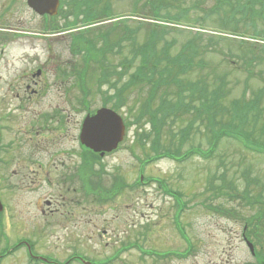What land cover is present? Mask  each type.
I'll list each match as a JSON object with an SVG mask.
<instances>
[{"label":"rangeland","instance_id":"rangeland-1","mask_svg":"<svg viewBox=\"0 0 264 264\" xmlns=\"http://www.w3.org/2000/svg\"><path fill=\"white\" fill-rule=\"evenodd\" d=\"M219 1L175 0L172 7L174 18L163 22V19H153V0H108L110 13L107 16L113 17L114 20L104 27L108 29L113 25L116 28H126L123 33L125 40L121 45L129 46L133 39L136 42L142 40L143 35L147 34L149 22H162L157 24L160 26L156 36L158 43L173 42L174 48L179 49L191 41L197 49L196 55L203 59L205 67L200 72L196 71L192 79L200 78L201 75L210 85L223 79L226 93L221 99L223 106L229 107L233 100L256 99L260 107L258 110L264 115V51L261 49L264 39L253 35L252 29H248L243 20L240 23L237 19L238 12L232 14L225 6H217ZM164 12L162 9L161 16L167 15L168 12ZM262 13L264 15V12ZM107 16L98 15L95 20L104 19L102 23H109L106 22ZM82 25L80 16L75 18L70 14L65 19H45L30 11L25 0H0V124L4 123L5 113H9L10 120L16 124L22 125L26 120L23 127L27 125L28 129L37 121H47L49 127L53 118L57 126L65 125L70 130V135L65 137H61V133H56L55 130L52 135L54 141L49 132L45 135L46 131L43 130L45 132L39 138H46L47 141L21 147L20 156L34 158V163L26 167L13 164L11 169L4 168L1 160L0 199L4 205V213L0 216V253L15 244L16 239L29 238L27 240L34 248V251L31 249L34 255L42 254L44 258L58 263H63L74 255L84 257L85 254L103 259L110 257L121 241L124 243L123 241L133 238H141L138 244H143L147 250L152 247L161 256L168 252L179 256L171 254L165 257V260H154L152 256L144 257L137 251L130 250L120 254L115 264H253L254 260L244 242L243 234L259 247L261 237L258 238L257 232L263 235V228H250L246 219L253 216L257 208L254 209V205L250 207L247 202L237 198L235 192L226 190L227 188L220 189L218 184L219 176L224 172L227 179H237L241 173H247L249 180L259 181L257 186L264 185V154L249 151L229 136L216 140L214 151L207 158L190 152L189 157L183 161L159 158L141 166L140 162L145 158L144 152L152 154L148 148H143L150 142L149 138L145 137L149 128L143 122L129 125L125 139L118 149L109 155L100 156L92 166L90 183L93 184H90V190L93 192L90 193V201L102 204L104 214L96 216V211H92L89 217L90 226L85 224L84 219L88 213L83 211L81 205L86 200L77 204L72 197L63 195L66 190L60 180L67 176L73 180L71 187L83 194L85 186L73 176L75 172H70V168L66 170L65 167L58 171L54 163L46 162L54 185L45 181L44 176H49V173L43 171L36 161L41 157V146L44 148L51 143L49 151L43 155L46 161L52 151L60 148L69 150L73 155L79 154L76 153V134L79 122L86 113L83 106L93 110L101 104L100 94H92L99 91L96 84L90 82L89 94H84L75 80L76 76L82 74L87 81L90 75H97V71L101 69L95 64L87 69L82 68V54L73 49L71 35L76 30L84 31ZM263 26L258 23V30H262ZM17 35L21 37L14 40ZM160 36L162 40H159ZM31 42L41 54L44 72L40 80L42 85L47 84L48 93L33 97L24 94L23 101L16 94H6V87L11 83V90H15V84L18 83L12 79L16 70H13L10 63L17 61L16 57L20 56L26 60L27 54H30L27 47L20 49L18 45ZM46 48L50 51L49 61H45L48 57ZM119 53L126 52L119 47L106 54L111 65L119 61ZM250 59L254 60L251 65ZM20 64L18 61L14 68L21 69ZM79 67L81 69H78ZM249 70L251 77L247 74ZM58 84H61L59 91L63 88L69 90V99L68 94H59ZM184 96L185 101H190L196 106L200 103L198 108L202 107L201 99H194L188 94ZM174 97H177V94L167 95L170 100ZM72 107H77L78 110L75 111ZM134 107L129 101L120 109L128 122L134 119ZM192 114L193 110L180 117L186 124ZM195 124L189 139L180 146L181 149L199 144L204 150L209 148L210 134L205 132L199 119ZM179 125L181 126V122ZM244 129L250 130V124ZM251 131L255 138L264 139L260 137L257 128H252ZM21 137L27 139L28 134L22 132ZM176 139L178 136L174 139L169 137L168 141ZM165 143L167 144V141ZM175 144H170V148H175ZM72 160L75 163L77 161L76 157ZM13 170H17L16 175H12ZM141 175L143 181L138 182L137 179H140ZM7 178L11 183L6 182ZM20 179L21 185L18 183ZM249 180H239L236 184H239L237 190L241 191L246 181L251 182ZM115 183L119 184L112 188ZM11 184L15 187L9 188ZM26 186L31 187L30 190H23ZM260 190L264 192L261 186ZM168 192L178 194L167 197ZM47 199L53 201L51 208H57L58 212L43 216L41 209L46 208L44 201ZM119 203L123 204L122 210H110L105 206ZM181 203L184 206L182 209ZM75 210L77 212L74 213ZM61 212L64 215L67 213L68 222L64 223L65 220L59 217ZM104 229L106 233L102 234ZM92 231L96 233L93 235ZM6 255L4 259H0V264H45L36 260L28 262L24 246ZM160 255L157 258H162Z\"/></svg>","mask_w":264,"mask_h":264},{"label":"trees","instance_id":"trees-1","mask_svg":"<svg viewBox=\"0 0 264 264\" xmlns=\"http://www.w3.org/2000/svg\"><path fill=\"white\" fill-rule=\"evenodd\" d=\"M99 1L102 2V0H91V3L87 5L90 7L84 11L82 20L85 25L97 19L95 18V10L91 6L95 7V4L101 3ZM104 2L105 4L102 3L101 7L105 5L104 9L108 10V4H106L108 0ZM174 4L175 0H153L151 11L155 17L169 20L175 16L172 8ZM217 6H225L231 10L232 14L238 12L237 19L240 20V23L243 20L245 26L252 29L253 35L264 39V28L262 30L257 28L258 23L264 25L262 13L264 12V0H220ZM66 8H69V11L63 13L73 15L74 12L71 8ZM236 8L240 10L236 11ZM162 9L165 10L164 13L168 12L166 16H161ZM79 13H83V10L78 5L74 16L77 17ZM104 26L100 25L75 33L72 37L73 46H76V50L77 48L83 50L82 59L88 64L85 67H92L93 64L101 67L99 73L97 72L99 74L97 84H94L99 90L101 87L98 85L102 83L107 85V89L103 93L105 95L102 98L104 103H111L115 109L123 108L125 103L129 101L133 103L135 106L133 114H136V122H146L150 128L145 137L151 139L149 149L153 151L154 156L164 155L183 159L188 158V153L194 151L202 155H209L214 151L216 140L229 135L240 137L255 147L257 151L264 152V139L255 138L251 131L252 128H257L260 137H264V115L260 109L258 110V100H233L229 107L223 106L221 99L223 94H226L223 79H219L214 85H210L201 75L200 78L192 79L194 73L200 72L205 66L203 59L196 55L197 49L191 41L179 49L174 48L173 42L162 41L158 43L156 40L158 25L149 23L147 34L143 35L141 41L136 42L133 39L129 46H122L121 43L125 40L123 33L126 28H116L111 25L107 29ZM90 31L91 34H86ZM119 47H122L126 53H120L119 57L122 59L120 64L114 68L110 67L111 61L107 59L106 54ZM261 49L264 51V46ZM253 61L250 59L249 65ZM249 72L250 70L247 71V74L251 77ZM91 77L96 78L97 75L92 74ZM168 94H177V97L170 100L167 98ZM186 94L194 97V99H201L202 107L198 108L200 103L196 106L190 101H185L184 95ZM191 110H193L192 118L188 124H185L180 116ZM198 119L204 125L205 132L210 134L209 148L204 150L199 144L195 148L182 150L180 146L189 139ZM180 122L181 126L179 125ZM249 124L251 129L246 131L244 128ZM195 125L197 126V124ZM176 129L178 130L175 131ZM165 132H169L172 139L178 136V139L172 141L173 144L176 143L175 148H170V144L168 146L165 143ZM141 144L143 145V143ZM240 175L236 177L237 179H227L226 173H221L218 187L235 192L237 198L247 202L250 207L254 205V209H257L253 216L246 218L248 225L257 230L263 228L264 232V192L260 190V186L264 189V185L257 186L259 181L249 180L247 173ZM242 179L251 182L246 181L240 191L237 190L239 184H236ZM257 236L261 238H259V247L255 251L253 264H264V234L261 235L258 231Z\"/></svg>","mask_w":264,"mask_h":264},{"label":"flooded vegetation","instance_id":"flooded-vegetation-1","mask_svg":"<svg viewBox=\"0 0 264 264\" xmlns=\"http://www.w3.org/2000/svg\"><path fill=\"white\" fill-rule=\"evenodd\" d=\"M4 31H6V29H4ZM16 37H18V36H16ZM13 39L19 40L18 38H13ZM15 42L16 41H12V43H15ZM24 46L28 48L30 54H27L28 59H26V60L23 59L24 58L23 56H20V57H16V58H18L17 61H12L10 63V65L13 67V70H16L14 73L15 75L12 79H14L13 81L15 83H17V82L18 83L15 84V90L6 91V94H16L17 97L20 96L21 100H23V101H25V99L23 98L24 94L26 96L29 95V97H33V96H38L41 94H47L48 93V91L46 90L47 84L42 85V81L40 80L42 75H43V72H44L43 62L41 61V54L39 52H37V48L33 42H31L29 44L21 43L18 45V47L20 49ZM18 61L21 62V64H20L21 66L19 65L21 67V69L14 68ZM59 89H60V87H57L58 91H59ZM67 93L68 92L63 90V89L61 91H59V94H67ZM72 109L75 111L78 110L77 108H72ZM10 119H11V117L9 116V113H7V114L5 113L4 131H3L4 143H3V155H2L4 168L9 167V169H11L13 164L17 165V166L19 165L20 167H26L28 164L34 163L33 157H30V156L26 157L27 155L26 156H24V155L20 156V148L23 147L24 145L34 146V145H37V143L40 141H47L46 138H39V137H41L40 136L41 134H44L43 132L46 131L45 135L49 132L51 138H53L52 135H54L55 130H56V133L58 131H59V134L61 133L60 134L61 137H65L66 135H70V130H68L65 127V125L57 126L56 122L53 120V118H52V122H50L51 124L49 127H47V121L45 123H41V122L37 121V122L31 124L29 129L27 128V125H25L23 127L26 120L22 125H19V124H16V122L11 121ZM42 119L46 120L43 117H42ZM6 121L8 124H6ZM81 122H82V120L79 122V126H81ZM42 125H43V127H42ZM26 128L28 130H26ZM76 129H77V123H76ZM43 130H45V131H43ZM22 132H25L28 134L27 139H23V137H21ZM54 140H55V138L52 139V141H54ZM50 145H51V143L49 142L44 148H43V146H41V150H42L41 157H40V159H36L38 164H40L39 167L43 168V171H46L47 173H49V176L45 175L44 179H45V181L47 180L48 184L54 185L53 181H51L50 170L48 169L46 162L54 163V165L58 171L59 170L61 171L65 167L66 170H68L70 168V172H75V175H73V176L76 178V180L82 186H85V188L83 190V194L77 192L74 187H71L73 180L70 176H67V177L62 178L60 180V181H62V184L64 185L65 190H66L65 194H63V195L66 197H72V199L75 200L77 202V204H80V201L86 200L81 205H83V211L86 210V212L88 213V215H86V218L84 219L85 224L87 226H90V218L89 217L91 216V212L96 211V216H101L104 214V209L101 206L102 204L91 202L92 201V198L90 196V193H91V191H90L91 156L88 154L89 150L87 153H84V148H83L84 146L80 143L79 139H77L76 153H79V154L73 155L69 152V150L60 148V149L52 151L48 155V160L46 161V160H44L43 155L49 151ZM64 155H66V156H64ZM73 157H76V160H77L76 163H75V161L72 160ZM39 173L41 174V176L43 175L42 172H39ZM16 174H17V170H13L12 175H16ZM28 176H29V174H28ZM7 179H5L6 182L9 181V183H11V181L9 179L8 180ZM34 182H37V181H34ZM18 183H19V185L22 184L21 179H20V181H18ZM12 187H15V186H13L11 184L9 186V188H12ZM30 188L31 187L26 186V187H23V190H25V189L30 190ZM61 199H65V198L61 197ZM52 203H53V201L51 199H47L44 201L46 208L41 209V212H42L41 214H43V216H45L46 214L50 215V214H54V213L58 212L57 208H54V209L51 208ZM105 206H108L110 210H116L117 208L122 210L123 204L122 203L107 204ZM73 212L75 213L77 211L75 210ZM66 214L64 215L61 212L59 215V217L61 219L65 220L64 223L68 222ZM91 233L94 235L96 232L92 231ZM104 233H106L105 229L102 231V234H104ZM134 247H135V245L133 243L122 245L119 250H116L113 253L111 258H116L119 251L129 252L130 251L129 249L134 248ZM85 255H87V254H85ZM71 258L80 259V258H82V256L74 255Z\"/></svg>","mask_w":264,"mask_h":264},{"label":"water","instance_id":"water-1","mask_svg":"<svg viewBox=\"0 0 264 264\" xmlns=\"http://www.w3.org/2000/svg\"><path fill=\"white\" fill-rule=\"evenodd\" d=\"M28 2L31 6L38 8L41 13L53 14L57 0H28ZM123 134L124 126L120 116L111 109L102 108L94 117L85 120L81 137L96 151H111L122 139ZM1 208L0 204V210ZM249 246L252 248L250 244Z\"/></svg>","mask_w":264,"mask_h":264}]
</instances>
